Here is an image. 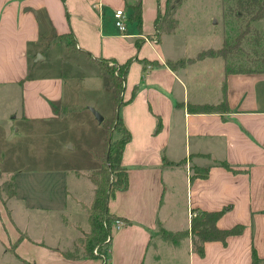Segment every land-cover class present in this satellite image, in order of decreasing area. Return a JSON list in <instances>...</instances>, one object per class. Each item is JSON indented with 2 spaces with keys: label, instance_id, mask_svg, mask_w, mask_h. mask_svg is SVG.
<instances>
[{
  "label": "crops",
  "instance_id": "0c3cea01",
  "mask_svg": "<svg viewBox=\"0 0 264 264\" xmlns=\"http://www.w3.org/2000/svg\"><path fill=\"white\" fill-rule=\"evenodd\" d=\"M215 1L213 14L222 15L223 22L226 0ZM208 2L183 0L174 12L176 29L157 40L150 37L167 0H0V99L20 93V113L12 117L19 133L32 131L2 138L13 122L0 104V177L14 181V194L0 190V264L8 254L16 264H104L102 258L84 256L80 239L91 231L87 207L96 186L90 174L103 165L107 128L91 108L71 107L66 73H31L35 57L44 60L57 47L93 64L90 78L101 80V90L113 88L95 59L125 63L133 58L120 108L115 94L112 119L120 114L131 139L122 154L128 187L109 200L111 213L125 224H112L107 264H252L254 255L264 264V67L233 69L222 56L196 58L226 40L224 23L221 34L215 30L192 43L182 33L184 19L191 22ZM118 9L125 12V31L116 25ZM67 36L74 48L57 41ZM138 39H144L140 45ZM201 39L220 46L189 54ZM183 48L185 55L178 54ZM143 60L159 65L145 70ZM191 104L220 108L195 112ZM79 141L83 160L73 157ZM74 160L82 168L72 166ZM221 210L218 228L242 226V231L225 242H205L200 254L190 232L192 218ZM68 215L76 229L67 224ZM86 220L85 229L80 224ZM187 230L176 241L163 233ZM65 236L70 241L62 247Z\"/></svg>",
  "mask_w": 264,
  "mask_h": 264
},
{
  "label": "rangeland",
  "instance_id": "374dc122",
  "mask_svg": "<svg viewBox=\"0 0 264 264\" xmlns=\"http://www.w3.org/2000/svg\"><path fill=\"white\" fill-rule=\"evenodd\" d=\"M215 0H209L207 4L200 5V8L196 9V12L191 15L186 13L187 17H192V21L190 22L188 18L184 19L183 31L182 33L188 38V42L192 43L196 41V38L201 35L210 36L215 34V30L220 34L222 29H224L225 24V33H226V41L229 47H232V52L228 54L227 61L229 67L233 69L238 68H263L264 67V0H260L256 4H250L243 6L240 4V0H226L225 2V10H227L226 17L224 16L223 22L222 15L219 13L213 14L215 10ZM188 12V10H185ZM262 19V20H261ZM216 20V24L213 25ZM261 20V21H260ZM57 41L61 43H68L69 47L74 48L75 45L71 39V37L67 36L64 39H57ZM169 42L165 41V48L173 50V48L168 47ZM216 41H205L203 39L200 40L199 45L197 47H191L187 49L189 54H195L198 50H202V48H207V46H220L217 45ZM231 49V48H230ZM178 54L185 55V49H177ZM42 56V55H41ZM37 62H32V70L31 73H46L50 75H61L62 73L67 74V83L68 90H71L70 93L74 98V103L71 105L72 108H94L98 112L103 115L104 126H107L110 123H113L115 119L112 118L115 115V93L113 89L105 87L104 90H101V80H93L91 74L94 73V65L90 63H85L80 61V59L71 55L67 50L63 47H57L53 51H50L48 56L42 60L40 54L35 57ZM39 60V61H38ZM96 69V68H95ZM66 90V91H68ZM66 95V94H65ZM64 101V100H63ZM0 104L2 105V109H6V113L4 116H7V119L11 120L13 124L9 126V132L4 131L2 138L9 139L10 137H23L29 133H31V129L23 128V130L19 133L17 131L18 125L16 120L17 118H13L12 116L20 113L21 100L20 93L17 96H13L9 100L0 99ZM62 101L56 102V106H61ZM62 110V109H60ZM16 112V114H14ZM13 113V114H12ZM10 115L11 117H8ZM113 120V121H112ZM16 125V127L14 126ZM106 128V127H105ZM113 130L116 129V126H112ZM0 131L3 129L0 128ZM17 131V132H16ZM16 133H19L18 135ZM9 136V137H8ZM32 136V134H31ZM119 134L115 131L114 138H118ZM11 139V138H10ZM6 140V142H7ZM83 141H79V147L77 145V149L75 154H73L74 159L83 160L85 151L82 148ZM2 144V143H1ZM4 145V143H3ZM9 144H5L7 148ZM2 158V156H1ZM50 162V160H48ZM4 162V160H3ZM46 162V161H41ZM77 168H82V165H79L74 160L73 165ZM83 176V175H81ZM84 178V177H81ZM9 179V177H0V186L3 188L4 182ZM0 188V190H1ZM3 194V193H2ZM4 196V194H3ZM5 197V196H4ZM82 205V201L80 202ZM89 204V203H88ZM88 217V214H86ZM56 218V216L54 217ZM68 225L75 228V218L68 215L67 216ZM69 219V220H68ZM71 225H70V224ZM84 222L76 223L80 224L82 228H88V222L86 220V226L83 224ZM76 229V228H75ZM80 233V232H79ZM82 233V232H81ZM69 237L65 236L61 240V246L69 242ZM106 250L108 246L105 245ZM1 264H16L14 258L11 255H7L2 261Z\"/></svg>",
  "mask_w": 264,
  "mask_h": 264
},
{
  "label": "trees",
  "instance_id": "16d2710c",
  "mask_svg": "<svg viewBox=\"0 0 264 264\" xmlns=\"http://www.w3.org/2000/svg\"><path fill=\"white\" fill-rule=\"evenodd\" d=\"M183 0H167V7L164 14L159 12L156 19V33L150 38L157 40L161 39L163 33L173 32L177 27V20L174 18V12L177 7L182 3ZM240 4L243 6L256 4L260 0H240ZM135 18L138 22L141 21V10L140 5L135 8ZM144 39H138L137 44ZM69 45V44H68ZM231 48V49H230ZM232 52V47L227 45L225 40L224 45L221 48L214 49L210 48L203 50L198 53V59L212 56H222L224 58L228 57V54ZM101 71L107 74L110 79L111 87L116 94L117 106L120 108L123 104L122 92L125 88L126 75L129 66L133 58L129 59L125 63H118L115 60L107 58L95 59ZM192 59H180L176 62H169L171 67L176 65H184L187 62L192 61ZM157 61L143 60L145 70L148 69L149 65H159ZM225 101L221 104L224 106ZM220 108V105H210V104H191L189 109L195 112L203 111H215ZM112 126H116V129H111ZM107 128V139H106V154L103 158L102 167L91 173L90 178L96 186L95 197L93 202L87 207L89 214V223L91 226V231L85 233L80 239V244L84 250V256L89 258L99 257L103 259V263L107 264L110 261V252L105 248V245L109 246L111 244L113 236L112 224L116 219H119L115 214H112L109 208L110 197L117 190H124L128 187V169L122 164V154L126 144L131 139V132L125 126L120 114L117 115L115 121L106 126ZM115 131L119 134L118 138H114ZM207 172V171H206ZM206 175V173H205ZM196 176H199L198 172ZM2 185L0 186V188ZM14 181L9 180L5 182L3 188H5L9 194H14ZM224 213L221 211H203L201 214L196 215L192 218L191 230L193 235V242L196 250L200 254H204V243L210 240H222L226 241L227 237L233 234H239L242 231V226H236L233 229L223 230L219 229L217 222L219 218ZM165 237L174 239V241L183 238L189 234V230L182 231L178 233H168L163 231ZM97 248V249H95ZM96 250V251H95ZM25 264H31L30 262L23 260ZM252 264H260L259 257L254 255Z\"/></svg>",
  "mask_w": 264,
  "mask_h": 264
},
{
  "label": "built area",
  "instance_id": "2783aa9c",
  "mask_svg": "<svg viewBox=\"0 0 264 264\" xmlns=\"http://www.w3.org/2000/svg\"><path fill=\"white\" fill-rule=\"evenodd\" d=\"M115 17H116V25L119 27L120 30L125 31L126 30V22H125V12L123 9H118L115 12ZM196 214V213H195ZM194 212L192 213L191 216L195 215ZM124 221L122 219H116L115 220V225L117 227H120L124 225Z\"/></svg>",
  "mask_w": 264,
  "mask_h": 264
},
{
  "label": "water",
  "instance_id": "95a60500",
  "mask_svg": "<svg viewBox=\"0 0 264 264\" xmlns=\"http://www.w3.org/2000/svg\"><path fill=\"white\" fill-rule=\"evenodd\" d=\"M91 110L94 112V114L96 115L97 119H98L100 122L104 121V117H103V115H101L100 112H98V111L95 110L94 108H91Z\"/></svg>",
  "mask_w": 264,
  "mask_h": 264
}]
</instances>
